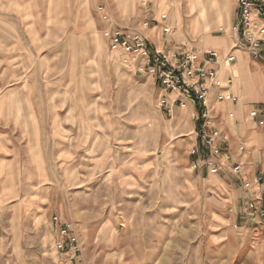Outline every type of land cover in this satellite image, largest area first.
I'll return each mask as SVG.
<instances>
[{"label":"rangeland","instance_id":"obj_1","mask_svg":"<svg viewBox=\"0 0 264 264\" xmlns=\"http://www.w3.org/2000/svg\"><path fill=\"white\" fill-rule=\"evenodd\" d=\"M5 2L0 264H264V166L257 163L253 184L246 164L225 149L230 139L210 105L220 70L236 78V51H248L238 0ZM20 7L19 20L9 16ZM118 34L127 45H114ZM212 35L234 41L223 53L205 46ZM159 52L169 54L166 67L190 52L197 66L216 71L206 105L180 106L178 92L164 91L160 75L146 69ZM188 102L196 110L182 120L177 107ZM206 122L223 137L217 173L204 160Z\"/></svg>","mask_w":264,"mask_h":264},{"label":"crops","instance_id":"obj_2","mask_svg":"<svg viewBox=\"0 0 264 264\" xmlns=\"http://www.w3.org/2000/svg\"><path fill=\"white\" fill-rule=\"evenodd\" d=\"M5 2L6 0H1ZM5 4H7L5 2ZM26 6V5H25ZM6 10L8 6L4 7ZM20 10V11H18ZM26 7L11 9L17 20L22 17ZM20 16V17H19ZM4 17V16H3ZM7 23L4 22V27ZM206 37V36H205ZM204 37V39H205ZM211 39L204 41L205 46L227 52L234 41L231 35L209 36ZM236 62L233 69L237 77L231 75V69L222 68L219 72V79L222 81L221 87L212 90L210 105L213 108L215 125L228 135L230 143L225 149H233L240 162L246 164L245 175L255 184V168L257 163L264 166V126L258 124V119L250 116V112L256 108L264 107V59H253L245 48L236 51ZM233 77V84L228 80ZM221 93H231L239 97L238 102L219 101L217 96ZM180 119L189 118L196 106L188 102L187 108L183 110L177 107ZM180 111V112H179ZM233 114V116H231ZM246 145V152L240 154V146Z\"/></svg>","mask_w":264,"mask_h":264},{"label":"built area","instance_id":"obj_3","mask_svg":"<svg viewBox=\"0 0 264 264\" xmlns=\"http://www.w3.org/2000/svg\"><path fill=\"white\" fill-rule=\"evenodd\" d=\"M238 8H239V18L242 23L243 35L248 43L247 49L250 54L255 58H263L264 57V0H238ZM254 25L257 28H254ZM238 30V28H236ZM109 35V33H106ZM119 35V34H118ZM138 37H135V40ZM116 40V41H115ZM114 45L123 44L127 45V41L121 36H115L113 38ZM127 49H132L131 46H127ZM142 58L149 59V52L142 51L140 53ZM210 60L218 59V54L215 51L209 50L206 52ZM152 55V54H151ZM155 63L157 60L162 59L164 57V64H160L161 68L149 67L146 69L148 71L152 70L153 74L160 75V82L163 85L164 91L174 90L177 93L178 101L180 106H184L183 100H190L192 102H200L203 105L207 104V98L209 89L211 86L217 85L216 81V71L214 69L207 70L206 68L199 67L196 65V60L198 56L196 54L187 52L184 55H179L176 58V63L173 64L172 67L164 66L167 61H169V54L165 52H159L158 54L154 53ZM153 56V57H154ZM235 60L234 55H230L227 57V63L233 62ZM158 64V63H157ZM164 67V68H162ZM159 69V71H158ZM220 99H232V101L236 100L231 94H221ZM167 103L166 98L161 100V105ZM253 117H259V124L264 125V109L253 110L251 112ZM206 117V115H204ZM200 136L203 140V150H206L208 155H205V164L210 167V169L214 172H218V167L216 163L213 161V158L216 155H219L221 152L220 146L217 147V141L223 139L222 135L219 131L213 130L209 131V124L207 122L203 125ZM201 150L194 148L193 153L198 154ZM198 163H195L194 167L196 168ZM239 166H235V170H239ZM63 237L68 238L72 244H76V237L72 236V233L68 227H63L61 230ZM60 249H63L65 243L60 241L57 243ZM78 250L77 246L74 247Z\"/></svg>","mask_w":264,"mask_h":264},{"label":"bare ground","instance_id":"obj_4","mask_svg":"<svg viewBox=\"0 0 264 264\" xmlns=\"http://www.w3.org/2000/svg\"><path fill=\"white\" fill-rule=\"evenodd\" d=\"M150 240V239H149ZM147 241V240H146ZM144 242V241H143ZM152 242H153V240H152ZM146 244V243H145ZM148 245V244H147ZM148 247V246H147ZM152 247V246H151ZM150 248V247H149Z\"/></svg>","mask_w":264,"mask_h":264}]
</instances>
